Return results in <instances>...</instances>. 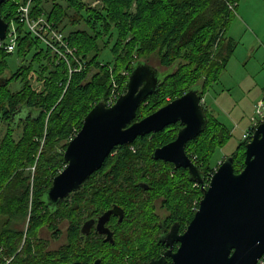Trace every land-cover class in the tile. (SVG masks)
<instances>
[{
  "label": "trees",
  "instance_id": "1",
  "mask_svg": "<svg viewBox=\"0 0 264 264\" xmlns=\"http://www.w3.org/2000/svg\"><path fill=\"white\" fill-rule=\"evenodd\" d=\"M27 1L5 0L0 7L5 23H16L17 9ZM98 3L99 8L95 9L80 0H32L33 15H45L61 32L65 29V20L72 27L86 26L87 30L77 29L65 35L82 62L81 72L69 77L66 66L57 62L49 51L42 50L22 26H17L15 50L22 66L16 73L10 72L4 62L11 54L0 51V78H7L0 86L1 126L6 124L0 136V264L8 261V264H67L82 258L84 264L94 258H101L100 264H141L156 241L155 223L151 224L147 213L153 201L144 196L154 186L167 213V222H178L179 232L183 233L198 208L201 188L208 185L214 173L208 167L210 159L229 137L202 105L206 128L185 148L199 170L202 185L190 181L187 171L175 170L170 164L151 159L156 148L175 139V134L161 138L170 126L161 133L113 149L100 171L87 178L76 193L69 195L54 211L46 207L44 195L53 178L65 167L66 144L79 132L89 111L96 104L106 102L113 85L120 88L118 96L124 94L135 63L157 53L160 64L170 69L156 92L138 107L135 121H139L192 87L200 88L202 100L207 89L217 83L236 46L234 40L224 37V31L234 13L229 6L237 0H100ZM113 34L115 39L110 46ZM105 47H110L112 63L99 61ZM119 50L122 55L118 54ZM134 54L140 59L131 60ZM123 65L128 70L124 78L118 74ZM28 74L29 81L34 79L37 87L26 81ZM170 80L175 81V87L184 85V89L165 102L167 96L162 95V90ZM17 82H21V89L10 91V84ZM152 99L155 100L152 102ZM174 127L177 133L180 126ZM21 128L22 134L14 138ZM214 132L219 136L214 137ZM150 137L155 140L149 142ZM41 143L43 147L39 149ZM246 144L247 140H242L239 150L231 155L234 173L243 168ZM191 145L195 146L193 154L188 152ZM158 164L174 170L183 182L178 190L173 187L177 182L167 179L164 173H150ZM157 175L163 179L160 184H156ZM144 177L151 178L149 185L138 182ZM138 183L146 184L148 191ZM112 206L124 212L120 224L114 218L110 222L113 245L93 235L81 237L83 221L96 218ZM44 221L52 226L56 240L61 235L60 225L67 223L66 241L57 252L48 251V243L35 234L34 230Z\"/></svg>",
  "mask_w": 264,
  "mask_h": 264
},
{
  "label": "water",
  "instance_id": "2",
  "mask_svg": "<svg viewBox=\"0 0 264 264\" xmlns=\"http://www.w3.org/2000/svg\"><path fill=\"white\" fill-rule=\"evenodd\" d=\"M4 1L0 0V7ZM6 31L7 23L0 16V41L5 39ZM167 76V72L160 73L147 63L137 62L127 78L124 94L115 104L107 108L98 103L89 111L79 132L66 144L64 169L53 178L44 195L49 210L54 211L87 178L100 171L113 149L177 124L180 129L175 139L156 148L151 159L187 171L190 181L203 184L198 168L185 152L187 143L195 140L207 125L198 86L135 121L138 107ZM6 81V77L0 78V86ZM233 162L230 156L218 166L208 187L201 188V200L185 231L179 235L173 226L160 240L168 250L147 264H166V259L171 264H257L264 255V121L245 145L243 168L238 173H234ZM140 187L148 189L145 184ZM111 216L121 223L124 212L113 206L98 219L95 231L105 236L104 243L113 245L112 233L105 227ZM93 223L84 224L82 235L89 234ZM174 244H178L175 251Z\"/></svg>",
  "mask_w": 264,
  "mask_h": 264
},
{
  "label": "rangeland",
  "instance_id": "3",
  "mask_svg": "<svg viewBox=\"0 0 264 264\" xmlns=\"http://www.w3.org/2000/svg\"><path fill=\"white\" fill-rule=\"evenodd\" d=\"M98 1L100 0H80L81 3L87 4L91 7H96L95 9L99 8ZM233 12V16L231 17L226 30L224 31V37L234 40L236 46L226 67L220 74L217 83L211 85L207 89L202 99V105L204 106L207 113L211 115L229 135L224 145L219 149L217 148L210 159L208 167L212 172L217 170L218 166L224 161L225 158L230 157L239 150L242 143V135L248 132V130L251 128L250 119L254 116V107L264 98V0H237ZM68 13L71 15L72 11H68ZM82 15L85 16V13L83 12ZM63 27H65L63 30V34L65 35L77 29L87 30L85 28L86 26L82 24L72 27L67 20L64 21ZM114 39L115 36L113 34V38L111 39V42H109L110 46L114 42ZM104 41L105 38L103 42ZM103 42L100 44L102 45ZM125 43L126 42L124 41L122 46H124ZM105 48L107 49L102 51L101 55L99 56V61L105 64L108 62L112 63L114 57L111 56L110 47ZM120 53H122L121 50H119L118 54ZM131 58L133 61L140 59V57L136 56L135 54ZM213 58L215 57L213 56ZM142 59L143 60H140L141 62L147 63L151 67L157 69L160 73H166L168 71L170 72V69L164 68L160 64L157 53L146 55ZM4 62L9 71L13 73H16L20 66H22V61L16 52L5 57ZM34 68L36 67L34 66ZM124 68L125 65H123V68H120L118 71V74L121 75L122 78L128 74V70H124ZM29 78L30 74L27 75L26 81H29ZM26 81H24V83ZM29 84L33 88L38 86L34 79H31ZM178 86L179 87H175V81H168L162 90V95L167 96L164 99L165 102H169L170 98L179 92H182L184 85L180 84ZM21 87V82H17L10 84L9 88L12 92H18ZM113 90L116 94L120 93V88L117 84L114 86ZM171 90H173V93H171ZM154 100L155 99H152V102ZM158 101H160V99ZM5 130L6 124H2V126L0 125V136H2ZM21 131L22 128L15 133L14 138L17 139L22 134ZM216 133L217 132L213 133L214 137L219 136V134L217 135ZM169 134H177L176 128L174 126L168 128L164 134L161 135V138H165ZM211 134L212 133H210L209 136ZM153 140H155V138L150 137L148 141L153 142ZM158 140H156V142H158ZM42 147L43 144L41 143L39 149H42ZM131 151L133 152L132 148ZM188 152L193 154V152H195V146L191 145ZM193 158L195 159V156H193ZM152 170L153 172L150 171V173H164L167 179H173L174 182L176 181L177 185L176 187L173 185V187L177 190L182 186L181 184H183V182L179 181L176 174L173 172L174 170H172L170 167L158 164L154 166ZM30 171L33 173L34 169L31 168ZM174 174L175 176H173ZM166 177H164V179ZM156 179V184H160L163 180L160 175H157ZM138 182L149 185V183H151V178H139ZM154 188L155 187L153 186V191L147 193L146 196H144L146 199L150 198L153 203L161 199L157 196L158 193ZM153 203L151 206H153ZM147 213L151 217V224L155 223L157 226L158 220L155 217H152L155 215L152 212L151 207L147 208ZM171 223L172 221H168L167 226H169ZM66 226V221L60 225L61 235L58 240L53 238L52 226H50L47 222L41 224L34 231L38 238L45 241V243H48V251L57 252L60 248H62L66 241ZM26 229L27 223L23 227L24 232H26ZM156 233L158 234V232L154 231L153 235L156 236ZM156 252L157 246L155 241L148 250V257L155 256L157 254Z\"/></svg>",
  "mask_w": 264,
  "mask_h": 264
},
{
  "label": "built area",
  "instance_id": "4",
  "mask_svg": "<svg viewBox=\"0 0 264 264\" xmlns=\"http://www.w3.org/2000/svg\"><path fill=\"white\" fill-rule=\"evenodd\" d=\"M234 8L235 4L229 6L231 12L234 11ZM17 26H22L24 31L29 34L30 37L38 41L42 50L49 51L51 55L56 58L57 62L63 63L68 70L69 77L74 72L82 71V62L76 56L77 51L74 47L69 45L65 34L59 29L54 28V26L46 19L45 15H33L32 0H28L24 5H21L17 9L16 23L12 22L7 24L5 39L0 41V51L6 54H13L15 52L18 40ZM113 88L104 103L107 108L112 107L119 98ZM263 121L264 98L255 105L254 116L250 119L251 128L248 132L242 135V140H247L248 143L253 134L250 132L255 130ZM207 187L208 185L205 186V188ZM257 264H264V255L258 260Z\"/></svg>",
  "mask_w": 264,
  "mask_h": 264
},
{
  "label": "flooded vegetation",
  "instance_id": "5",
  "mask_svg": "<svg viewBox=\"0 0 264 264\" xmlns=\"http://www.w3.org/2000/svg\"><path fill=\"white\" fill-rule=\"evenodd\" d=\"M139 185H141V183L139 184ZM146 185V184H145ZM148 187V186H147ZM148 189H149V187H148ZM148 189L147 190H144V191H148ZM113 207V206H112ZM111 207V208H112ZM111 208H109L108 210H110ZM151 209H152V212L154 213V217L158 220V223H157V226H156V224H155V229H154V231L155 232H158V234L156 233V236L154 235V238L156 239V245H158L157 246V254L155 255V256H151V257H148L147 259H146V261H143L141 264H147V263H149L150 261H152V260H158V259H160L162 256H163V254L168 250V248H166L165 247V245H162L161 243H160V240H162V239H164L165 238V236L170 232V229L173 227V226H175L176 228H177V231H178V234L180 235V234H182V233H180L179 232V224H178V222H176V221H172V223L169 225V226H167V213H166V211H165V209L162 207V204H161V199L159 200V201H157V202H155V203H153V206H151ZM107 210V211H108ZM107 211H105V212H107ZM157 211H158V213H157ZM104 212V213H105ZM104 213H102L101 215H99V216H97L96 218H94V219H87V220H84L83 221V223L81 224V226H80V234H81V237H84L85 235H82V233H81V229H82V227L84 226V224L85 223H87V222H89V221H93L94 223H93V225L91 226V229H90V232H89V234L88 235H86V236H90V235H93V236H95V238H101L102 239V241L105 239V236H103V235H99L98 233H96V231H95V229H96V224H97V221H98V219L104 214ZM162 215H164V216H162ZM112 218H114L115 219V221L118 223V218L117 217H113V216H111L110 217V219H109V221L107 222V224L105 225V227L112 233V238L114 237V231H112V229H111V224H110V222H111V220H112ZM123 219H124V217H123ZM164 219L166 220V222L164 221ZM169 220V219H168ZM123 221V220H122ZM171 221V220H170ZM120 224V223H119ZM113 242H114V240H113ZM104 243V242H103ZM108 244V243H107ZM111 245V244H110ZM177 247H178V244H174L173 245V251H175L176 249H177ZM82 261H80V260H74V261H71V262H69V263H67V264H74V263H79V264H84V258H82L81 259ZM99 261L100 263H101V258H94V259H91V262H89L88 264H94V262L95 261ZM11 261V260H10ZM9 263V261L7 262V264ZM166 264H171V261H170V259H166Z\"/></svg>",
  "mask_w": 264,
  "mask_h": 264
}]
</instances>
